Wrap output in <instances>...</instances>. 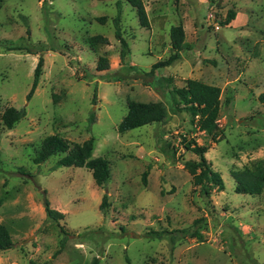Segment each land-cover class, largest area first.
Returning a JSON list of instances; mask_svg holds the SVG:
<instances>
[{
	"label": "rangeland",
	"instance_id": "rangeland-1",
	"mask_svg": "<svg viewBox=\"0 0 264 264\" xmlns=\"http://www.w3.org/2000/svg\"><path fill=\"white\" fill-rule=\"evenodd\" d=\"M217 1L142 0L144 27L126 0H0V117L25 111L0 126V223L14 243L0 264H264V187L238 192L235 177L264 170V0ZM229 9L241 20L222 25ZM179 24L185 48L161 75L169 87L220 88L216 138L148 74ZM130 100L160 102L164 122L119 132ZM51 135L70 147L93 137L92 156L110 164L105 185L85 166H55L67 152L38 162ZM187 140L207 147L222 190L195 182ZM43 199L63 217L47 219Z\"/></svg>",
	"mask_w": 264,
	"mask_h": 264
},
{
	"label": "trees",
	"instance_id": "trees-1",
	"mask_svg": "<svg viewBox=\"0 0 264 264\" xmlns=\"http://www.w3.org/2000/svg\"><path fill=\"white\" fill-rule=\"evenodd\" d=\"M128 1L137 12V17L141 26H148V18L142 0H126ZM120 0H117L116 4L119 5ZM236 12L233 9H229L226 18L222 21V25H228L234 18ZM120 13L114 18V27L117 38L122 42L123 47L126 46L125 40L120 35ZM102 40V37L93 36L89 38V41L96 42ZM184 31L181 24L174 25L170 28V42L172 53L165 59L155 62L148 74H150L157 84H160L165 89L166 97L169 99L171 106L178 107L179 102L184 103V108L190 112L191 122H195V126L199 130L206 131L210 136L216 138L220 128L217 123L219 115L221 99V90L218 86L212 84H206L197 79H188L183 87H169L164 84V81L170 82L168 77L161 75V68L169 66L174 60L181 56V51L185 48L184 44ZM123 55V52H122ZM101 58L99 61V67L103 68L105 63ZM41 63L39 61L37 67L34 70V82L33 87L37 84V80L40 76ZM32 92V91H31ZM178 96V99L176 98ZM31 97V93L27 95ZM264 100V93L261 97ZM25 115L24 109H16L14 107L6 108L0 117V126L12 129L16 123ZM166 118V111L160 102H138L130 100L128 101V111L122 118L117 126L119 132H125L128 129H132L141 125H147L155 122H164ZM185 138V137H184ZM183 140V139H182ZM184 143L186 149H191L198 156V160H188L185 162V167L191 174L194 175L195 182L197 184L202 182H209L217 186L219 190L223 189V180L219 172L213 170L210 163L205 157L207 147L198 145L195 140ZM94 139L93 137L80 143H74L72 147L68 142L62 140L57 135L47 136L43 139L39 154L36 157L38 162L46 160L49 156L56 153H65L56 162L55 166L60 165H73L77 167L85 166L91 170L92 176L96 185L103 187L110 178V164L105 158L101 156L93 157ZM199 170V171H197ZM258 177L253 173L245 170L243 172L235 173V177L238 181L236 190L238 192L246 191L249 193H259L264 187V170L257 169ZM249 175H247V174ZM146 173H144L145 175ZM237 174V175H236ZM106 196H103L100 208L103 209L106 204ZM43 207L47 219H57L63 217V213L50 207L47 199H43ZM198 234V233H197ZM63 243V242H62ZM13 240L8 232V229L0 223V252L6 251L13 247Z\"/></svg>",
	"mask_w": 264,
	"mask_h": 264
},
{
	"label": "crops",
	"instance_id": "crops-1",
	"mask_svg": "<svg viewBox=\"0 0 264 264\" xmlns=\"http://www.w3.org/2000/svg\"><path fill=\"white\" fill-rule=\"evenodd\" d=\"M236 19H238L239 20V22H240V20H241V18L239 17V14L237 13L236 15H235V18L232 20V22L234 21V20H236ZM232 22H230V23H232ZM229 23V24H230ZM213 85V84H212ZM221 95V94H220ZM220 99H221V96H220Z\"/></svg>",
	"mask_w": 264,
	"mask_h": 264
},
{
	"label": "water",
	"instance_id": "water-1",
	"mask_svg": "<svg viewBox=\"0 0 264 264\" xmlns=\"http://www.w3.org/2000/svg\"><path fill=\"white\" fill-rule=\"evenodd\" d=\"M221 2H222V0H218V1H217L218 4L221 3Z\"/></svg>",
	"mask_w": 264,
	"mask_h": 264
}]
</instances>
